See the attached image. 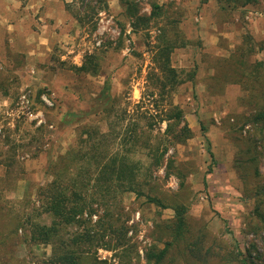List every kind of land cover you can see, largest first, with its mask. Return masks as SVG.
<instances>
[{"label":"rangeland","instance_id":"374dc122","mask_svg":"<svg viewBox=\"0 0 264 264\" xmlns=\"http://www.w3.org/2000/svg\"><path fill=\"white\" fill-rule=\"evenodd\" d=\"M86 1L90 8L85 11L79 0H0V78L8 76L0 87V152L6 150L3 141L9 137L16 146L20 172L14 184L0 187V199L35 201L36 187L49 181L48 162L75 145L76 126L69 114L91 107L89 97L106 79L117 97L113 121L118 124L99 116L86 119L107 134L109 140L102 150H116L118 140L113 141L112 131L119 129V123L122 131L134 122L138 132L144 131L141 139L159 140L162 149L165 123H156L150 133L146 127L151 120L157 122L167 108L154 85L159 77L153 63L155 46L163 33L169 40L175 37L187 43L173 49L171 66L192 70L195 76L177 87L170 98L183 111L193 136L184 145L168 148L166 157L174 163L167 176L165 163L150 177L143 170L140 181L148 184L140 186L141 191L158 198L165 208L146 203L134 193L122 195V206L129 215L124 246L129 248L128 258L119 256L120 249L104 248L96 250V257L107 264L136 263L135 250L141 258L145 247L162 248L153 224L172 218V207L183 203L188 207V232L180 248L185 247L188 254L173 248L169 254L173 264H240L235 247L245 253L252 243L251 256H260L254 264H264V232L256 235L249 229L256 221L253 188L264 186V132L260 134L256 126L246 122L253 110L264 104V95L259 93L264 91V83L251 78L241 83L237 82L241 77L236 76L235 83L223 81V74L230 73L232 66L229 57L238 56L240 45L255 49L250 61L264 58L258 45H252L264 42V0L230 12L220 9L219 0H126L135 6L137 16L153 13L147 22H137V30L130 26L120 0ZM33 4L45 7L50 21L34 8L22 9ZM40 15L46 20L43 35L49 42L35 56H27L21 49V33H30L36 23H42ZM58 16L60 26L54 28L51 19ZM9 23L16 25L18 32L12 45L5 30ZM89 54L101 58L99 74L77 75L71 67L80 66ZM244 87H255L257 93L249 98ZM22 96L28 101L26 106L21 104ZM132 151V157L147 169L150 160L141 141ZM249 156L255 157V164L246 162ZM7 221L3 217L0 224L6 226ZM21 247L19 255L27 254L30 264L35 263V257L49 253V248ZM28 247H32L31 252ZM196 249L199 258L193 255Z\"/></svg>","mask_w":264,"mask_h":264},{"label":"trees","instance_id":"16d2710c","mask_svg":"<svg viewBox=\"0 0 264 264\" xmlns=\"http://www.w3.org/2000/svg\"><path fill=\"white\" fill-rule=\"evenodd\" d=\"M257 1L219 0V3L221 10L230 12L237 7L244 8L255 4ZM79 2L83 10L90 8L88 1L79 0ZM120 5L124 8V15L131 21L130 26L136 30L139 26L137 22L145 23L153 15L150 13L149 16H137V10L130 1L120 0ZM153 8L158 9V5H154ZM161 36L157 39L155 46L153 63L157 66L159 77L154 79V85H157L160 102H165L167 108L163 110L157 122L151 120L146 128L150 133L156 123H165L162 133V149H160L159 140L153 143L150 138L141 139L140 134L143 135L144 131L138 132L139 126L134 122L127 124L122 131H120L122 124L119 123V129L112 131L113 141L118 140V147L122 149L117 147L116 150H102L109 140L107 134L101 132L99 127H93L86 122V119L99 116L118 124V121H113L116 119L117 97L112 95L110 81L106 79L97 93L89 97L92 100L91 107L69 114L70 121L76 126L75 145H71L64 154L48 162L49 181L45 185L36 187L35 201L24 199L20 202H11L0 199V220L3 217H7L8 220L6 226L0 224V264H30L27 254L20 256L18 253L22 245H33L41 249L49 248V253H42V257L33 255L36 259L34 264H107L108 261L98 260L96 257V250L100 248L109 251L120 249L122 254L119 256L128 258L126 255L129 248L124 246H127L125 235L128 231L126 222L129 215L122 206V195L134 193L136 198L144 197L146 203L165 208L158 198L141 191L140 186L148 183H142L140 179L143 170H147L150 177L153 171L162 168L164 163L163 167L167 176L174 163L172 158L166 157L168 148L184 145L192 138L193 135L186 123L183 111L172 103L170 97L177 87L185 82H191L195 72L171 66L173 49L183 48L187 44L186 41L180 42L175 37L169 40L163 33ZM252 45H258V50L264 53V42H256ZM237 52L238 56L231 54L229 57L232 58L230 60L232 66L230 73L223 74V81L235 83L233 78L236 76L241 77V80L239 78L237 82L243 83L242 79L250 80L251 78L258 83L263 80L264 83L262 72L264 58L258 60L253 57L250 61L255 55V49L250 45L248 47L244 44L240 45ZM100 61L99 56L89 54L85 56L80 66H72L71 69L77 75H98ZM7 78V75L0 78V87ZM244 90L249 98L257 93L255 87L252 89L244 87ZM3 92L7 95L6 89ZM259 93L264 95L263 90ZM157 105L156 103V107ZM83 119L85 122L79 124ZM246 122L256 126L258 132L263 134L264 104L257 106ZM140 141L143 148L147 150L145 156L150 160L147 169L139 159L132 157L133 151L131 150ZM3 143L7 147L5 151L0 152V187L14 184L16 176L20 173L15 153L16 146L12 144L9 137H6ZM248 152V150L245 151L246 154ZM207 153L213 156L209 148ZM246 162L255 164L256 159L254 156H249ZM254 173L257 174L256 168ZM253 194L252 212L256 221L250 224L249 229L258 235L264 232V211L262 209L264 186L257 185L253 188ZM172 212V218L161 219L153 224V229L160 236L157 242L163 247L159 248L155 245L145 247L141 258L135 250L136 263H139L141 259L143 264H173L174 259L169 258V254L175 247H179V254H188L185 247L180 248L184 235L188 232L186 222L188 207L186 204L177 203L172 207ZM115 240L118 242L115 243ZM114 245L116 247H111ZM193 248L195 249L194 245ZM235 248V256L240 264H254V259L260 257L259 255L255 258L251 256L253 243L249 249L245 250V253ZM31 250L32 247H28V251L31 252ZM198 251L196 249L193 255L198 257ZM136 263H130V260L126 262V264Z\"/></svg>","mask_w":264,"mask_h":264},{"label":"crops","instance_id":"0c3cea01","mask_svg":"<svg viewBox=\"0 0 264 264\" xmlns=\"http://www.w3.org/2000/svg\"><path fill=\"white\" fill-rule=\"evenodd\" d=\"M38 1V0H36ZM34 8V10H36V12L40 11V14H43L46 18L47 13L45 12L44 8L40 6V8L38 7V4L35 5H27L22 9H26V8ZM61 15V12H60ZM49 18H53V17H49ZM47 19V18H46ZM38 20L42 23H36L35 29L28 31L30 33H27L26 31H24V33L22 34V47L21 49L26 53L27 56H35L36 54H38V51L43 47V46H47L48 42H49V38L47 37V35H43V27L46 23V20L43 18L42 15H40L38 17ZM48 20V19H47ZM50 21V20H48ZM51 22L53 25H55L54 28H57L56 26H60V18L58 17H54L53 19H51ZM49 24V23H47ZM18 28L21 30L22 26L17 25ZM6 33L8 34V40H10V44L12 45L13 42V35L16 33V35L18 34L17 27L16 25H14L13 23H9L6 24ZM55 33V32H54ZM53 34L50 35V37H52Z\"/></svg>","mask_w":264,"mask_h":264},{"label":"built area","instance_id":"2783aa9c","mask_svg":"<svg viewBox=\"0 0 264 264\" xmlns=\"http://www.w3.org/2000/svg\"><path fill=\"white\" fill-rule=\"evenodd\" d=\"M27 103H28V101L25 99L24 96H22V98H21V104L24 105V106H26Z\"/></svg>","mask_w":264,"mask_h":264}]
</instances>
